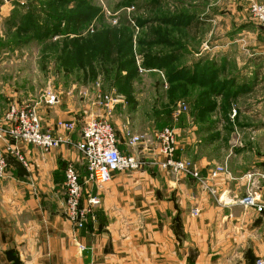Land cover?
Segmentation results:
<instances>
[{
    "label": "crops",
    "instance_id": "1",
    "mask_svg": "<svg viewBox=\"0 0 264 264\" xmlns=\"http://www.w3.org/2000/svg\"><path fill=\"white\" fill-rule=\"evenodd\" d=\"M3 55L0 119L7 112L6 103L8 109L28 104L46 132L73 145L45 152L23 143L16 148L0 143V155L8 156L9 165L7 178L0 180V264H255L264 258V210L242 204L251 195L264 207V135L256 146L224 149L202 141L207 140L205 133L221 129L212 126L200 132L203 122L190 112L173 122L177 158L191 163L204 179L218 167L227 168L202 185L160 169L157 141L128 147L125 131L140 130L138 99L113 98L108 109L97 104L101 94L87 97V91L76 92V85H68L63 75L59 81L54 76V83L50 80L43 89L29 73L22 78L18 70H11L12 63L3 61ZM251 71L254 84L259 73ZM48 93L55 96L54 104L47 103ZM93 118L111 121L120 151L140 156L141 171L114 173L103 186L89 178L75 145L83 125ZM262 120L264 124V115ZM70 123L75 125L73 133L64 129ZM12 149L23 162L10 156ZM69 165L80 174L82 204L99 200L83 229H76L67 216L64 173Z\"/></svg>",
    "mask_w": 264,
    "mask_h": 264
},
{
    "label": "rangeland",
    "instance_id": "2",
    "mask_svg": "<svg viewBox=\"0 0 264 264\" xmlns=\"http://www.w3.org/2000/svg\"><path fill=\"white\" fill-rule=\"evenodd\" d=\"M253 5L264 0H0V53L43 89L63 75L87 97L138 99V146L189 112L203 122L200 132L221 129L205 133L208 146H256L264 135V27Z\"/></svg>",
    "mask_w": 264,
    "mask_h": 264
},
{
    "label": "built area",
    "instance_id": "3",
    "mask_svg": "<svg viewBox=\"0 0 264 264\" xmlns=\"http://www.w3.org/2000/svg\"><path fill=\"white\" fill-rule=\"evenodd\" d=\"M253 17L264 27V6L253 5L251 9ZM47 103H55V97L50 96ZM97 104L111 109L113 99L110 96H99ZM6 126L0 125V143L16 148V144L23 143L42 149L45 152L60 149L64 146L73 145L71 140L62 136H56L46 132L34 107L28 104H12L5 115ZM67 132H74L73 123L65 124ZM178 133L174 128H165L157 135L158 153L160 161L158 167L166 172H171L178 177H192L204 185L206 180L214 179L224 173V167H218L204 179L198 171L192 168L191 163L179 159L177 152ZM143 141L142 135L126 133L128 147L135 148ZM81 154L89 178L98 186L107 184L114 173L129 171L139 172L144 163L135 156L122 154L119 149V141L112 123L107 118H93L87 121L81 129V140L75 145ZM10 154L23 162L17 150H9ZM8 161L0 156V179L8 176ZM66 208L69 222L76 229H83L93 213V208L99 204V200L91 198L87 204L83 203V192L80 174L76 168L69 165L65 169ZM243 205L262 212L264 207L257 204L256 200L249 195L242 201ZM81 251L85 247L78 245ZM255 264H264V258H259Z\"/></svg>",
    "mask_w": 264,
    "mask_h": 264
}]
</instances>
